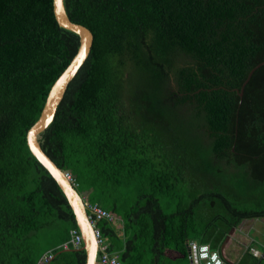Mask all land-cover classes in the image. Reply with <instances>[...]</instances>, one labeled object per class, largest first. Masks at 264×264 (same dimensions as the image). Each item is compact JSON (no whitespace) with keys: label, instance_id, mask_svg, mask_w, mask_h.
Segmentation results:
<instances>
[{"label":"trees","instance_id":"trees-1","mask_svg":"<svg viewBox=\"0 0 264 264\" xmlns=\"http://www.w3.org/2000/svg\"><path fill=\"white\" fill-rule=\"evenodd\" d=\"M93 43L39 134L122 264H190L264 219V0H64ZM79 46L53 0H0V264H84L78 230L26 132ZM262 63V64H260ZM250 78L239 91L249 71ZM258 249L262 256L253 255ZM232 264H264L252 241Z\"/></svg>","mask_w":264,"mask_h":264},{"label":"water","instance_id":"water-1","mask_svg":"<svg viewBox=\"0 0 264 264\" xmlns=\"http://www.w3.org/2000/svg\"><path fill=\"white\" fill-rule=\"evenodd\" d=\"M53 13L56 21L61 27L72 31L79 36V46L68 65L64 68V70L49 88L39 117L26 132V142L31 154L54 178L73 211L78 230L82 236V249L85 252L84 264H96V240L94 237L93 228L83 205L82 197L66 177L65 171L58 167L56 163L44 152L38 140L39 134L44 131V129L53 120L56 109L63 98L69 82L73 79L78 69L85 61L93 43V34L91 30L80 23L72 21L69 18L64 6V0H53ZM260 64L256 65L249 71L247 78L243 82L241 90L239 91L240 96L242 95L244 84L248 81L254 69ZM233 230L234 228L230 230L224 242L228 239ZM188 257L190 259V264H192L189 249Z\"/></svg>","mask_w":264,"mask_h":264},{"label":"built area","instance_id":"built-area-1","mask_svg":"<svg viewBox=\"0 0 264 264\" xmlns=\"http://www.w3.org/2000/svg\"><path fill=\"white\" fill-rule=\"evenodd\" d=\"M66 177L76 187V182L70 173L65 172ZM82 197V196H81ZM83 205L86 210L87 217L93 228L94 237L97 246L96 264H122L118 255L108 249L106 239L101 235L97 222L101 219H114V216L101 207L96 202H90L82 197ZM73 248L82 247V236L76 229L70 230V239L59 246L63 249L69 246ZM188 249L191 254L192 264H232L233 262L226 256L223 250L211 249L206 243H197L195 241L188 242ZM253 255L260 257L262 253L258 249L252 250ZM53 257L51 249L45 251L37 260L36 264H48Z\"/></svg>","mask_w":264,"mask_h":264},{"label":"crops","instance_id":"crops-1","mask_svg":"<svg viewBox=\"0 0 264 264\" xmlns=\"http://www.w3.org/2000/svg\"><path fill=\"white\" fill-rule=\"evenodd\" d=\"M254 219L243 220L238 227L229 235L228 239L224 242L221 250L224 251L226 256L232 261L236 262L241 257L246 247L252 242L256 241L260 248L264 247V231L255 233L254 224H247L246 222ZM257 220V219H255ZM263 220V219H258ZM264 227V223L261 225ZM251 231L256 234L254 237L251 235Z\"/></svg>","mask_w":264,"mask_h":264},{"label":"rangeland","instance_id":"rangeland-1","mask_svg":"<svg viewBox=\"0 0 264 264\" xmlns=\"http://www.w3.org/2000/svg\"><path fill=\"white\" fill-rule=\"evenodd\" d=\"M262 223H264V219L263 220H250L248 222H246V225L247 224H254V227H255V233H260L261 231H264V227H262ZM254 231H251V235L252 237H254L256 234L253 233Z\"/></svg>","mask_w":264,"mask_h":264}]
</instances>
